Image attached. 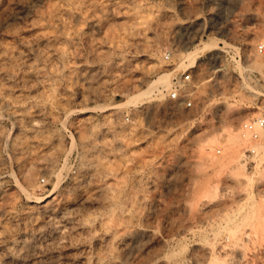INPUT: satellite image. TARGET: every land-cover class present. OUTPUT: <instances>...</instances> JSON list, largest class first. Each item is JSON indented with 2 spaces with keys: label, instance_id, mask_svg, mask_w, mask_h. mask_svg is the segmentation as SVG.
I'll use <instances>...</instances> for the list:
<instances>
[{
  "label": "rangeland",
  "instance_id": "obj_1",
  "mask_svg": "<svg viewBox=\"0 0 264 264\" xmlns=\"http://www.w3.org/2000/svg\"><path fill=\"white\" fill-rule=\"evenodd\" d=\"M263 33L264 0H0V264H264Z\"/></svg>",
  "mask_w": 264,
  "mask_h": 264
},
{
  "label": "bare ground",
  "instance_id": "obj_2",
  "mask_svg": "<svg viewBox=\"0 0 264 264\" xmlns=\"http://www.w3.org/2000/svg\"><path fill=\"white\" fill-rule=\"evenodd\" d=\"M180 29H182V28H185V26H184V24H180ZM186 29V28H185ZM210 42V43H209ZM207 43V42H206ZM208 45L206 46L208 49H210V50H223V49H227V48H234L237 52L239 51L238 49H236L235 47H233L232 45H230L228 42H223V41H221V39H218V38H212L211 39V41H208ZM205 47V46H204ZM203 49V48H202ZM201 50V49H200ZM200 50H199V52H200ZM205 50V49H204ZM195 54H196V52H194V50L193 51H190V52H188L187 53V55L186 56H184L183 58H182V62H180L181 64L179 65V68L177 69V68H175V70L173 69L171 72H169L168 74V76L166 77V79H165V81H162V82H160V81H158V80H156V81H154L151 85H150V89L152 88H157V87H160V86H162V87H165L166 89H171L172 88V86L174 85V83H176V82H174L176 79H181V76L184 74V72L188 69V67L189 66H195V64H196V62H197V56L195 57ZM201 58V57H200ZM239 63H241V61L239 60L238 61ZM260 132H261V130H260ZM237 137V136H236ZM215 142H216V140H215ZM255 150V149H254ZM246 156V155H245ZM243 165V164H242ZM236 166H241V160H237V162H236ZM66 213V212H65ZM65 213H64V215H63V217L65 216ZM55 214V213H54ZM51 215H53V214H51ZM66 215H68V212H67V214ZM58 217H60V216H58ZM61 219H62V217H61ZM58 220V223L60 222V223H62L61 221H59V219H57ZM57 220H56V222H57ZM55 221V220H54ZM49 222H51V221H49ZM48 222V223H49ZM58 223H56L57 225H58ZM51 224V223H50ZM64 226V225H63ZM57 231V230H56ZM130 234V233H129ZM132 235H133V233H132ZM127 236H128V234H127ZM129 237V236H128ZM128 237H127V240H128ZM133 236H131L130 238H132ZM124 238H126V236L124 237ZM123 238V239H124ZM120 241V240H119ZM127 242H129V240L127 241ZM129 243H131V242H129ZM123 245V244H122ZM120 246V245H119ZM131 246V245H130ZM121 247V246H120ZM122 248V247H121ZM39 256V255H38ZM37 256V257H38ZM40 257V256H39ZM42 257V256H41ZM40 257V258H41ZM36 258V257H35ZM34 258V259H35ZM38 259L39 258H37V261H38ZM36 261V262H37ZM115 264V263H114Z\"/></svg>",
  "mask_w": 264,
  "mask_h": 264
},
{
  "label": "built area",
  "instance_id": "obj_3",
  "mask_svg": "<svg viewBox=\"0 0 264 264\" xmlns=\"http://www.w3.org/2000/svg\"><path fill=\"white\" fill-rule=\"evenodd\" d=\"M257 49L260 53H264V33L258 41ZM191 81V74L185 73L183 78V83H187ZM182 86L177 85L174 87L172 92V98L174 100H180L182 95ZM260 130H264V115L255 119L248 120L243 122L241 125V131L244 138L250 139L252 141H258L261 138ZM256 153V150L252 149L245 156V161H249V159Z\"/></svg>",
  "mask_w": 264,
  "mask_h": 264
}]
</instances>
